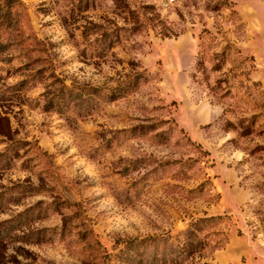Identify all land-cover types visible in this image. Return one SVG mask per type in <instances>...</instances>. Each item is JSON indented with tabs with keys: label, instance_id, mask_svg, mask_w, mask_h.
I'll use <instances>...</instances> for the list:
<instances>
[{
	"label": "rangeland",
	"instance_id": "rangeland-1",
	"mask_svg": "<svg viewBox=\"0 0 264 264\" xmlns=\"http://www.w3.org/2000/svg\"><path fill=\"white\" fill-rule=\"evenodd\" d=\"M0 264H264V0H0Z\"/></svg>",
	"mask_w": 264,
	"mask_h": 264
}]
</instances>
